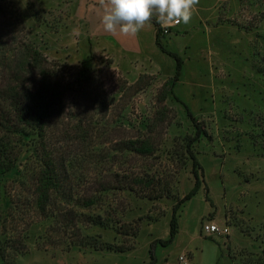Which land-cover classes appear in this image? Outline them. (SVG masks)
I'll return each mask as SVG.
<instances>
[{"label": "rangeland", "instance_id": "obj_1", "mask_svg": "<svg viewBox=\"0 0 264 264\" xmlns=\"http://www.w3.org/2000/svg\"><path fill=\"white\" fill-rule=\"evenodd\" d=\"M102 15L99 0H0V97L34 86L33 50L63 76L65 113L50 139L70 165L72 202L82 201L59 200L58 218L39 215L26 177L35 161L22 147L25 178L0 183V216L25 248L0 264H182L181 256L190 264H264V0H199L189 24L161 26L162 44L183 60L165 102L177 63L156 45V29L124 45L104 30ZM188 111L206 132L192 147L202 188L177 212L178 234L165 247L159 240L170 237L174 208L195 185ZM145 135L155 140L151 156L121 149ZM91 152L99 154L90 161ZM123 175L151 179L147 193L159 197L113 188ZM88 199L96 203L83 205ZM64 212L74 214L70 221ZM207 224L229 231L208 235Z\"/></svg>", "mask_w": 264, "mask_h": 264}, {"label": "trees", "instance_id": "obj_2", "mask_svg": "<svg viewBox=\"0 0 264 264\" xmlns=\"http://www.w3.org/2000/svg\"><path fill=\"white\" fill-rule=\"evenodd\" d=\"M152 24L157 31L156 45L163 53L172 56L177 63L175 77L167 82L161 93L162 98L160 100L165 102L172 94L176 81L181 76L183 60L179 55L166 50L161 42L160 24L155 19ZM29 56L39 68L38 79L34 86L27 87L24 91L20 89V86L15 88L12 86L4 91V94L0 97V183L11 178H17L20 181L25 178L24 173L21 171L23 147L25 152L30 154L29 158L32 156L35 161V169H28L26 174V177L29 175L31 184L34 187L31 204L42 217L58 218L57 206H59V200L62 201L63 205H70V202L73 201V187L70 180V165L61 152L53 147L50 133L53 124L62 119L65 113L64 99L68 87L63 76H60L56 70L43 66L46 61L43 60L38 51H31ZM157 114H160V116L152 123L150 133L156 131L160 121L164 120L165 110ZM188 115L195 127V134L188 139L187 144V153L193 161L195 185L189 194L179 201L174 208L170 225V237L168 240H159V243L165 247L171 245L178 234L177 212L186 201L192 199L202 188V166L194 155L192 147L206 135V132L190 111H188ZM121 149L134 152L138 157L151 156L156 150L155 140L151 136L145 135L143 138L138 137L122 142ZM98 154L97 152H91L88 160H93ZM199 170L202 175L199 174ZM125 179L127 180L123 184L122 181ZM99 185L100 189L106 191V186H103L102 183ZM150 186H152L151 179L146 180L144 177L137 175L133 178H126L123 175L116 180V185L113 188H128L137 194L140 192L143 195L146 194L149 198L156 199L159 194H156L155 189L147 193ZM80 202L82 201L72 203L74 206H79ZM95 203L96 200L88 199L84 200L83 205L91 207ZM70 215L74 214L72 212L61 214L63 222L70 221ZM1 219L0 216V258L2 261H8L9 258L11 259L9 250L15 251L14 255L18 256L25 246H21L23 245L22 242L9 235L6 222ZM117 251L120 253L125 252L122 249ZM153 260L150 264H155V259Z\"/></svg>", "mask_w": 264, "mask_h": 264}, {"label": "clouds", "instance_id": "obj_3", "mask_svg": "<svg viewBox=\"0 0 264 264\" xmlns=\"http://www.w3.org/2000/svg\"><path fill=\"white\" fill-rule=\"evenodd\" d=\"M99 4L106 32L137 36L154 19L165 28L189 24L199 0H99Z\"/></svg>", "mask_w": 264, "mask_h": 264}, {"label": "crops", "instance_id": "obj_4", "mask_svg": "<svg viewBox=\"0 0 264 264\" xmlns=\"http://www.w3.org/2000/svg\"><path fill=\"white\" fill-rule=\"evenodd\" d=\"M207 6H205V8H206ZM199 8V7H198ZM211 7L209 6V8H208V10L210 9ZM89 16H90V14H88V21H90L91 23H90V27H92L93 25V17H92V19H91V17L89 18ZM199 19H201V15L199 16V18H198V20ZM89 23V22H88ZM182 25V23L181 24H179V25H177V26H181ZM89 26V25H88ZM161 26V25H160ZM177 26H175V27H177ZM150 29V31H148V32H150V34L154 37V35H155V33H156V31L154 30L155 28H154V25L151 23V24H148V25H146L145 26V29ZM115 38H117L118 39V41H119V43H121V44H124V45H128V46H130V45H132V46H134L135 44H140L141 42H142V38H141V35H140V33L137 35V36H125V35H123V34H120L119 32H116L115 33ZM155 39H156V35H155Z\"/></svg>", "mask_w": 264, "mask_h": 264}, {"label": "built area", "instance_id": "obj_5", "mask_svg": "<svg viewBox=\"0 0 264 264\" xmlns=\"http://www.w3.org/2000/svg\"><path fill=\"white\" fill-rule=\"evenodd\" d=\"M165 33H168V32L165 31ZM228 231H229L228 228H224L222 230L220 227L214 224H207L204 227V232L208 235H215V234H220V233H224L225 235H227ZM179 260L181 261L182 264H190L188 259L184 256H181Z\"/></svg>", "mask_w": 264, "mask_h": 264}]
</instances>
